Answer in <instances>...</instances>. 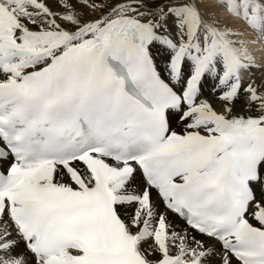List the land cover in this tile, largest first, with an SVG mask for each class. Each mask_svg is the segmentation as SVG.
Wrapping results in <instances>:
<instances>
[{"label":"snow or ice","instance_id":"6c2138e0","mask_svg":"<svg viewBox=\"0 0 264 264\" xmlns=\"http://www.w3.org/2000/svg\"><path fill=\"white\" fill-rule=\"evenodd\" d=\"M0 264H264V0H0Z\"/></svg>","mask_w":264,"mask_h":264}]
</instances>
